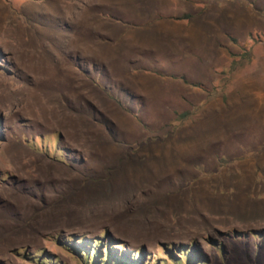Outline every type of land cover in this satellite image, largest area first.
<instances>
[{"label": "rangeland", "instance_id": "rangeland-1", "mask_svg": "<svg viewBox=\"0 0 264 264\" xmlns=\"http://www.w3.org/2000/svg\"><path fill=\"white\" fill-rule=\"evenodd\" d=\"M0 52V264H264V0H0Z\"/></svg>", "mask_w": 264, "mask_h": 264}, {"label": "trees", "instance_id": "trees-1", "mask_svg": "<svg viewBox=\"0 0 264 264\" xmlns=\"http://www.w3.org/2000/svg\"><path fill=\"white\" fill-rule=\"evenodd\" d=\"M1 56V52H0ZM90 70L95 71V65L89 64ZM103 69L96 70L98 72L96 83L98 86L108 94L111 89H109V85H106L105 81H110V75L107 73V71L104 69L105 66L102 67ZM102 70H105V73L102 72ZM83 73V72H82ZM84 74V73H83ZM121 84V83H119ZM119 84L112 87V90L117 91V95H114V100L121 105V107L128 110V103H126L125 98L123 97V94L127 93L128 91L122 90L119 86ZM128 94V93H127ZM130 94V95H129ZM130 98H134L136 100L142 101V97H136L132 93H129ZM139 103V102H138ZM189 115L188 112L182 113L177 117V120L180 121V119H186ZM256 232L257 231H253ZM233 233L237 234L238 237H241V233L238 231H234ZM224 235H227L229 237H232V239H235V236H231L229 233H225ZM88 243V244H87ZM85 242H77L72 240H66L61 242V245L64 246L65 253L67 257H69L70 261L73 264H148L147 260L145 259L148 253H145L143 249L138 250L136 253H132L128 251L126 248L121 249L115 239H113L111 236H107L106 239H100L99 242L96 241H87ZM90 243V244H89ZM176 259V258H175ZM146 260V261H145ZM40 264H67L64 261H60L57 263V261L51 263V262H45L44 260H41Z\"/></svg>", "mask_w": 264, "mask_h": 264}]
</instances>
